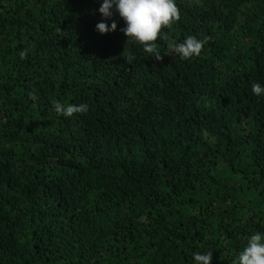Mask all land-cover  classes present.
I'll return each mask as SVG.
<instances>
[{"label":"trees","instance_id":"obj_1","mask_svg":"<svg viewBox=\"0 0 264 264\" xmlns=\"http://www.w3.org/2000/svg\"><path fill=\"white\" fill-rule=\"evenodd\" d=\"M101 3L0 0V264H233L264 232V0H177L159 61Z\"/></svg>","mask_w":264,"mask_h":264},{"label":"clouds","instance_id":"obj_2","mask_svg":"<svg viewBox=\"0 0 264 264\" xmlns=\"http://www.w3.org/2000/svg\"><path fill=\"white\" fill-rule=\"evenodd\" d=\"M102 16L101 22L95 25L100 34H107L117 29L114 13L124 21L121 31L133 41L143 45L144 50L156 60H162L161 50L157 49L156 41L164 38L163 29L179 19L180 9L177 0H102L98 9ZM110 21V23L108 22ZM204 41L195 36H187L182 42L169 46L165 55L175 54L183 60H188L201 54ZM253 95L264 97V84L253 83ZM88 110L87 104L54 103V111L64 117H72L75 113ZM212 253H194V264H211ZM233 264H264V232L250 235L246 246L240 251Z\"/></svg>","mask_w":264,"mask_h":264}]
</instances>
